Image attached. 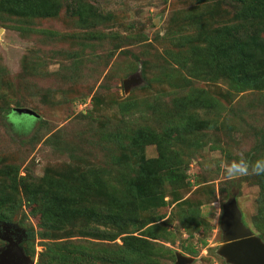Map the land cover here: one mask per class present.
I'll use <instances>...</instances> for the list:
<instances>
[{
    "label": "rangeland",
    "instance_id": "rangeland-1",
    "mask_svg": "<svg viewBox=\"0 0 264 264\" xmlns=\"http://www.w3.org/2000/svg\"><path fill=\"white\" fill-rule=\"evenodd\" d=\"M13 1L0 0V223L27 263L234 264L219 251L231 203L264 245V175L225 174L264 159V82L237 91L204 50L235 28L264 76V18L239 12L252 0H37L31 14Z\"/></svg>",
    "mask_w": 264,
    "mask_h": 264
},
{
    "label": "trees",
    "instance_id": "trees-1",
    "mask_svg": "<svg viewBox=\"0 0 264 264\" xmlns=\"http://www.w3.org/2000/svg\"><path fill=\"white\" fill-rule=\"evenodd\" d=\"M238 3H243L241 0H234ZM37 0H17V2L13 1V6L18 7V12L20 10H25L24 14H31L35 8V3ZM27 3V5H26ZM25 6V7H24ZM239 12L243 16L244 20L246 18H251V20L264 18V0H252L248 4L240 7ZM76 13L80 17H85L87 14V9L85 6H77ZM232 32H238L235 28H225L221 31V35L219 38L212 40L213 44H207L204 50L212 55L214 60V64L216 65V75L223 77L227 82L233 86L237 91H241L243 86H259L264 82V76L262 72H260L259 64L254 61L249 53H245L247 50V45L245 43H240L238 38L231 36ZM240 35V34H239ZM241 36V35H240ZM230 44V47L228 46ZM236 52V54H232V51ZM135 136L137 139H144L145 132L141 129H138L135 132ZM136 143L133 144V146ZM160 147V145H157ZM162 156L160 163H157L159 166L163 161V151L161 148L158 149ZM147 168H143L141 171V176H144L147 173ZM132 184V183H131ZM131 184H129L128 188L131 190ZM45 211L55 212L56 209L52 205L43 206ZM95 219H102L107 223H117V220H114L112 215L110 214H102L98 213L95 216ZM2 223H8V218H1ZM119 264H131L129 259H121V261L116 260Z\"/></svg>",
    "mask_w": 264,
    "mask_h": 264
},
{
    "label": "water",
    "instance_id": "water-1",
    "mask_svg": "<svg viewBox=\"0 0 264 264\" xmlns=\"http://www.w3.org/2000/svg\"><path fill=\"white\" fill-rule=\"evenodd\" d=\"M17 111L34 115L28 109H17ZM11 228L10 224H0L2 232L0 238L6 240V245L0 249V264H29L17 245L18 239L12 240ZM222 228L224 244L219 251L228 261L234 264H264V245L240 225L232 203L225 206ZM183 263L184 259L177 257L175 264Z\"/></svg>",
    "mask_w": 264,
    "mask_h": 264
},
{
    "label": "clouds",
    "instance_id": "clouds-1",
    "mask_svg": "<svg viewBox=\"0 0 264 264\" xmlns=\"http://www.w3.org/2000/svg\"><path fill=\"white\" fill-rule=\"evenodd\" d=\"M225 174L228 177L248 176V175H264V159L249 162L243 154L238 161H234L225 169Z\"/></svg>",
    "mask_w": 264,
    "mask_h": 264
}]
</instances>
